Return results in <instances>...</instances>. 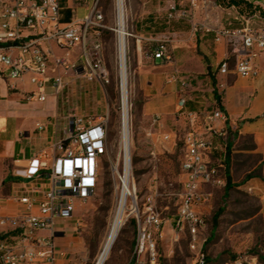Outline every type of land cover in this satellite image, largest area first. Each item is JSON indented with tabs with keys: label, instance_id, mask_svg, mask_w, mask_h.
<instances>
[{
	"label": "built area",
	"instance_id": "obj_1",
	"mask_svg": "<svg viewBox=\"0 0 264 264\" xmlns=\"http://www.w3.org/2000/svg\"><path fill=\"white\" fill-rule=\"evenodd\" d=\"M98 2L0 0V80L12 90L17 81L25 80L30 86L25 99L41 103L46 101L48 90L57 95L67 85L58 69L87 82L107 83L100 33L103 15ZM74 3H82L86 13L82 18L71 17L69 22H63V11L68 8L73 14ZM213 10L228 17L226 25L212 26ZM168 11V19L188 20L193 34L211 33L216 45L240 43L234 50V67L230 68L226 52L218 64L219 74L233 71L246 80L258 76V60L264 56V22L259 11L248 16L236 5L226 7L212 0H171ZM196 14L202 16V22H194ZM233 22L239 27L232 28ZM167 42L158 41L154 59L171 61ZM56 50L62 55L56 57ZM167 81L180 83L182 88L188 86V82L179 80L178 72L170 74ZM186 102L184 98L177 102L178 113L186 122L183 135L174 130L162 133L159 115L151 118L147 132L148 137L156 136L160 144H183L178 188L173 194L176 214L172 219L162 216L152 198L140 202L131 152L126 162L119 145L111 164L116 200H122L123 224L130 220L135 224L130 264H160L157 243L162 241L167 227L171 228L174 243L182 234L187 236L192 264H209L203 251L206 223L202 216L208 194L202 192V187L225 185L227 115L217 107L186 111ZM48 126L54 129L48 145L34 152L25 165L12 170L10 194L0 197V209L5 208L0 213V264H59L55 260V239L64 236L70 224L78 223L77 204L89 200L97 189L102 161L108 153L107 119L72 117L60 129L49 122L37 124L36 130L43 132ZM231 264H256V258L237 259Z\"/></svg>",
	"mask_w": 264,
	"mask_h": 264
},
{
	"label": "rangeland",
	"instance_id": "obj_2",
	"mask_svg": "<svg viewBox=\"0 0 264 264\" xmlns=\"http://www.w3.org/2000/svg\"><path fill=\"white\" fill-rule=\"evenodd\" d=\"M170 1L123 0V3L127 34L125 39L131 164L138 188V198L140 202L152 198L155 208L162 216L172 219L176 214L173 194L178 188L179 164L184 153L183 144L182 142H177L175 146L171 143L160 144L156 136H147L151 117H144L141 113L143 93L139 88L137 75L133 71V58L142 51L153 55L152 49L157 45L158 40H166L171 61L163 63L168 66V75L178 72V75L188 77L189 86L183 88L182 96L198 95L204 102L200 108L206 106L212 109L217 106L213 95V78L220 97L223 96L224 89L217 85L218 64L222 55L220 51H216L218 45L214 43L213 35L202 32L193 34L188 20L168 19ZM174 1L179 2V0ZM212 1L222 6H226L227 2V0ZM82 5V3L73 4L75 12L71 17L84 16L86 11L81 7ZM241 6L243 14L247 15L248 7L243 2ZM98 9L103 15V28L100 29V33L104 44L108 82L103 84L95 81L87 82L70 71L57 70L64 76L67 85L55 95L58 108L56 119L63 123L67 118L72 117L90 118L96 121L106 118L108 130V153L102 161L95 194L86 202L77 204L75 218L78 223H72L67 227V238L61 241L65 243V251L70 256L68 261L64 260V264H94L117 203L111 167L119 149L121 111L115 0H99ZM211 14L213 27L226 25L228 21L226 15L215 10ZM261 21L264 22V19ZM194 22H202V16L196 14ZM179 32L184 33V38L189 32L194 35L195 46L183 48L188 51L184 60L190 67L186 69L179 67V63L176 62L178 51L180 52L177 45L180 39ZM140 34L148 40L140 39L138 37ZM138 39L140 42H137ZM223 45L230 56L229 66L232 69L235 63L234 50L240 47V43L226 41ZM61 55L59 50L55 51L56 57ZM172 130L180 135L185 131L170 126L163 127L162 133ZM226 143V147H223L226 164L224 178L226 185L227 176H230L232 188L226 191L225 185L202 187V192L208 194L202 210L206 223L203 232L205 238L203 251L209 264H231L237 259L250 260L254 257L256 264H264V219L260 214L259 191L256 188V183L264 182V154L255 151L253 137L249 134L228 131ZM218 155L219 153L216 154ZM6 171L8 174L10 168ZM9 185L7 180L0 184V197H7L10 194ZM164 233L162 241L157 243L160 264H192L193 256L188 248L187 236L182 234L181 239L174 243L171 240V228L167 227ZM134 238L135 229L129 225V222H125L104 264H130Z\"/></svg>",
	"mask_w": 264,
	"mask_h": 264
},
{
	"label": "crops",
	"instance_id": "obj_3",
	"mask_svg": "<svg viewBox=\"0 0 264 264\" xmlns=\"http://www.w3.org/2000/svg\"><path fill=\"white\" fill-rule=\"evenodd\" d=\"M257 2L260 7L264 8V0L261 2L257 0ZM66 11L70 10L65 9L64 16ZM147 18L150 19V17ZM233 23V26H239L237 22ZM178 35L180 39L177 45L180 52L178 51L176 62L179 63V67L186 69L190 65L184 60L188 51L183 48L195 46L194 35L190 32L186 38L183 37L182 32ZM138 37L148 40L141 34ZM217 50L221 52V58L227 52L223 44L216 46ZM258 61L260 73L254 80L239 78L233 71L229 75L218 73L216 79L217 85L224 89L221 101L227 115L226 127L239 134L252 135L256 146L255 151L264 154V56H260ZM163 62L143 51L133 58V71L137 75L138 85L143 93L141 113L142 116L151 118L159 115L165 128L176 126L177 129L184 130L186 122L183 115L178 113V100L184 98L187 101L186 111L200 110L204 102L198 95L195 97L182 96L184 89L180 83L167 81L168 66ZM179 80L188 82V77L179 75ZM15 85L16 89L12 90L7 83L0 80V184L7 180L17 166L25 165L34 152L48 145L54 131L53 126H48L45 131L38 132L37 124L46 125L50 122L56 124L57 129L63 125L56 119L58 114L56 96L50 90H48L49 94L45 102H28L25 99V93L30 90V86L25 80L17 81ZM8 168L10 171L7 174ZM256 188L259 191L260 214L264 219V182L256 183ZM4 212L3 207L0 213ZM66 238L65 234L55 239V260L59 264H64V260L70 259L65 251V243L61 242Z\"/></svg>",
	"mask_w": 264,
	"mask_h": 264
},
{
	"label": "bare ground",
	"instance_id": "obj_4",
	"mask_svg": "<svg viewBox=\"0 0 264 264\" xmlns=\"http://www.w3.org/2000/svg\"><path fill=\"white\" fill-rule=\"evenodd\" d=\"M115 17L117 33V58H118V78L120 91V147L124 159L127 162L130 156L131 138L129 131V103H128V75L126 67V39L125 32V10L123 0H115ZM139 49V46H138ZM124 216L122 200L117 201L115 211L108 228L105 239L102 243L101 250L98 253L94 264H104L116 238L123 226Z\"/></svg>",
	"mask_w": 264,
	"mask_h": 264
},
{
	"label": "trees",
	"instance_id": "obj_5",
	"mask_svg": "<svg viewBox=\"0 0 264 264\" xmlns=\"http://www.w3.org/2000/svg\"><path fill=\"white\" fill-rule=\"evenodd\" d=\"M241 2L244 3L245 6L248 7V12L246 13L248 16H251L254 12L256 11H259L260 12V15L264 16V8L261 9L260 5L258 4L257 0H252V1H247V0H227L226 2V7H229L231 5H236L238 8H239V11L243 12V10L241 9L242 6H241ZM260 9V10H259ZM261 16V19L263 20L264 18H262ZM71 19V14H70V11H66L65 12V16L63 18V21L67 22V21H70ZM213 95L217 101V108L221 109L223 112L224 111V107L222 105V101H221V97L218 95L217 93V90H216V81L215 79L213 78ZM186 105H187V102H186ZM202 109V108H201ZM200 109V110H201ZM190 111V110H188ZM195 111H199V110H195ZM227 130L230 131V129L227 127ZM226 161L227 163L229 162V158L227 156L226 158ZM11 176L9 175V177H7V181L11 182ZM10 186V185H9ZM230 188H232V185H231V178L230 176L228 175L227 176V182H226V185H225V190H229ZM129 225L133 226V228L135 229V224H134V221L130 220L129 221Z\"/></svg>",
	"mask_w": 264,
	"mask_h": 264
}]
</instances>
